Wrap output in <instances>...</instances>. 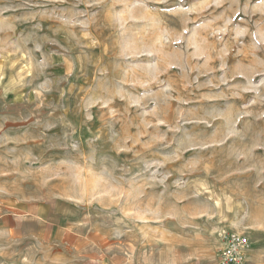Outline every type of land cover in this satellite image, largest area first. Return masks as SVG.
<instances>
[{
    "label": "rangeland",
    "instance_id": "1",
    "mask_svg": "<svg viewBox=\"0 0 264 264\" xmlns=\"http://www.w3.org/2000/svg\"><path fill=\"white\" fill-rule=\"evenodd\" d=\"M231 232L264 264V0H0V264H218Z\"/></svg>",
    "mask_w": 264,
    "mask_h": 264
},
{
    "label": "built area",
    "instance_id": "2",
    "mask_svg": "<svg viewBox=\"0 0 264 264\" xmlns=\"http://www.w3.org/2000/svg\"><path fill=\"white\" fill-rule=\"evenodd\" d=\"M225 246L219 250L221 264H246V250L249 246L247 237L236 233H225Z\"/></svg>",
    "mask_w": 264,
    "mask_h": 264
},
{
    "label": "crops",
    "instance_id": "3",
    "mask_svg": "<svg viewBox=\"0 0 264 264\" xmlns=\"http://www.w3.org/2000/svg\"><path fill=\"white\" fill-rule=\"evenodd\" d=\"M248 263V262H247ZM262 262H260V261H255V263L254 264H261ZM218 264H220L219 262H218Z\"/></svg>",
    "mask_w": 264,
    "mask_h": 264
}]
</instances>
